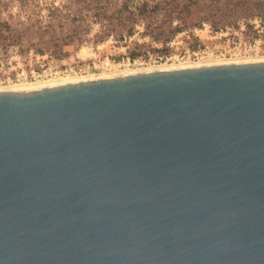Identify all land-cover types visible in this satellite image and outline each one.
I'll use <instances>...</instances> for the list:
<instances>
[{"label": "water", "instance_id": "obj_1", "mask_svg": "<svg viewBox=\"0 0 264 264\" xmlns=\"http://www.w3.org/2000/svg\"><path fill=\"white\" fill-rule=\"evenodd\" d=\"M0 264H264V60L0 91Z\"/></svg>", "mask_w": 264, "mask_h": 264}, {"label": "rangeland", "instance_id": "obj_2", "mask_svg": "<svg viewBox=\"0 0 264 264\" xmlns=\"http://www.w3.org/2000/svg\"><path fill=\"white\" fill-rule=\"evenodd\" d=\"M195 1L205 6L187 16L188 28L166 46L146 34L141 24L126 44L109 39L96 46L92 37L98 26L86 22L82 0H0V91L157 66L264 60V0ZM159 18L160 24L169 27L163 16ZM20 20L32 22L37 28L28 42L10 45L6 41L8 27L20 28ZM183 25L177 20L167 29ZM74 30L84 33L89 41L69 43L64 38H52L70 35ZM129 51L139 56L132 60Z\"/></svg>", "mask_w": 264, "mask_h": 264}, {"label": "trees", "instance_id": "obj_3", "mask_svg": "<svg viewBox=\"0 0 264 264\" xmlns=\"http://www.w3.org/2000/svg\"><path fill=\"white\" fill-rule=\"evenodd\" d=\"M86 11V22L88 25L94 23L98 26L97 32L92 37L94 45L104 43L113 39L118 44H126L137 32L139 24L144 25L146 34L157 43L166 46L178 33L185 31L187 26V16L195 9H201L204 3L195 0H82ZM264 6L261 7L263 10ZM61 11L60 8H56ZM61 14V12H60ZM207 14V13H206ZM160 16L169 22V27L160 24ZM208 16V15H207ZM180 21L181 26L170 28L175 21ZM204 20H209L205 17ZM187 21V22H186ZM84 24V19L82 20ZM171 23V24H170ZM70 24V23H69ZM20 28L8 27L10 35L7 37L9 44L21 45L31 38L32 30L37 26L30 22L20 20ZM72 25V24H70ZM22 27V28H21ZM64 38L66 42L74 43L86 40V35L76 30L70 35L56 36L52 38ZM41 38V37H40ZM30 42V41H29ZM48 43V42H47ZM68 44V43H66ZM161 50V49H155ZM132 60H135L139 53L129 51Z\"/></svg>", "mask_w": 264, "mask_h": 264}, {"label": "bare ground", "instance_id": "obj_4", "mask_svg": "<svg viewBox=\"0 0 264 264\" xmlns=\"http://www.w3.org/2000/svg\"><path fill=\"white\" fill-rule=\"evenodd\" d=\"M217 63H219V62H217ZM210 64H212V63H210ZM213 64H215V63H213ZM191 65H193V64H182V65L177 66V67H185V66H191ZM203 65H205V64H203ZM171 67H176V65L175 66H157V67H152V68H148L146 70H141V71H147V70H151V69H164V68H171ZM127 73H129V72H127ZM118 74H120V73H115L113 75H118ZM113 75H109V76H113ZM104 77H106V76H104ZM71 79H67V80L65 79V80H62L60 82H52V83H47V84H34V85H27V86L26 85L25 86H16L13 89H32V88H38V87L60 85V84L71 83V82H75V81H81L82 78H80V80H77V79L76 80H73V79L71 80Z\"/></svg>", "mask_w": 264, "mask_h": 264}]
</instances>
